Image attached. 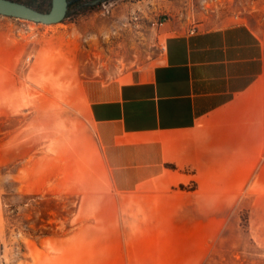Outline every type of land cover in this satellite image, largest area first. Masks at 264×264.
Instances as JSON below:
<instances>
[{
  "label": "rangeland",
  "instance_id": "obj_1",
  "mask_svg": "<svg viewBox=\"0 0 264 264\" xmlns=\"http://www.w3.org/2000/svg\"><path fill=\"white\" fill-rule=\"evenodd\" d=\"M85 1L52 25L0 15V264H264V161L117 194L81 96L154 64L164 26L264 31V0Z\"/></svg>",
  "mask_w": 264,
  "mask_h": 264
},
{
  "label": "crops",
  "instance_id": "obj_2",
  "mask_svg": "<svg viewBox=\"0 0 264 264\" xmlns=\"http://www.w3.org/2000/svg\"><path fill=\"white\" fill-rule=\"evenodd\" d=\"M161 32L154 64L81 85L113 190L147 195L191 177L215 188L219 178L255 177L264 161V31L235 23Z\"/></svg>",
  "mask_w": 264,
  "mask_h": 264
},
{
  "label": "water",
  "instance_id": "obj_3",
  "mask_svg": "<svg viewBox=\"0 0 264 264\" xmlns=\"http://www.w3.org/2000/svg\"><path fill=\"white\" fill-rule=\"evenodd\" d=\"M69 0H52V7L48 13L37 11L25 4L13 0H0V15L33 21L46 25L61 23L67 16Z\"/></svg>",
  "mask_w": 264,
  "mask_h": 264
},
{
  "label": "trees",
  "instance_id": "obj_4",
  "mask_svg": "<svg viewBox=\"0 0 264 264\" xmlns=\"http://www.w3.org/2000/svg\"><path fill=\"white\" fill-rule=\"evenodd\" d=\"M13 1H15V0H13ZM69 1H71L72 2V0H69ZM16 2H19V3H21V4H25V5H27V6H29V7H31V8H33V9H35V10H37V11H40V12H46L45 10H44V6L45 5H47L48 6V10L50 11L51 10V7H52V0H41V2H39L38 3V1H34L33 3L32 2H24V1H16ZM70 2V4H69V8H68V12H67V16H66V18H68L69 16H70V12H71V10L76 6V4H74V3H71ZM78 6V5H77ZM48 11V12H49ZM65 18V19H66Z\"/></svg>",
  "mask_w": 264,
  "mask_h": 264
},
{
  "label": "flooded vegetation",
  "instance_id": "obj_5",
  "mask_svg": "<svg viewBox=\"0 0 264 264\" xmlns=\"http://www.w3.org/2000/svg\"><path fill=\"white\" fill-rule=\"evenodd\" d=\"M97 1H100V0H97ZM70 2L71 1H69V4H70ZM71 3H74V4L79 5V6H81L82 3H84V6H87L90 4L89 2H86L85 0H72Z\"/></svg>",
  "mask_w": 264,
  "mask_h": 264
},
{
  "label": "built area",
  "instance_id": "obj_6",
  "mask_svg": "<svg viewBox=\"0 0 264 264\" xmlns=\"http://www.w3.org/2000/svg\"><path fill=\"white\" fill-rule=\"evenodd\" d=\"M157 26H162L163 23H159L158 21L155 23Z\"/></svg>",
  "mask_w": 264,
  "mask_h": 264
}]
</instances>
